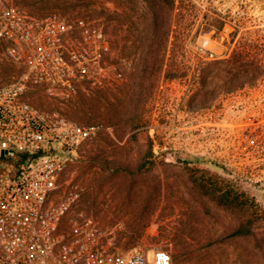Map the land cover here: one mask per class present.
I'll list each match as a JSON object with an SVG mask.
<instances>
[{"label": "rangeland", "instance_id": "rangeland-1", "mask_svg": "<svg viewBox=\"0 0 264 264\" xmlns=\"http://www.w3.org/2000/svg\"><path fill=\"white\" fill-rule=\"evenodd\" d=\"M16 4L32 16L67 15L101 25L112 58L131 62L117 85L86 87L66 104L40 94L34 99L42 110L79 125L113 129L86 143L69 164L57 195L77 190L79 199L63 226L91 218L105 232L114 230L110 242L124 255L161 249L172 264H262L264 251L253 238L230 235L242 213L218 206L191 179L204 176L212 188L230 185L244 193L259 206L255 225L264 224V0H174L165 61L158 80L139 98L138 121L137 88L131 86L141 62L140 40L151 28L148 0ZM182 33L189 34L183 49ZM245 44L262 64L254 84L235 86L223 74L204 82L208 64L230 58ZM18 72L0 42V83ZM167 72L177 77L167 79Z\"/></svg>", "mask_w": 264, "mask_h": 264}, {"label": "built area", "instance_id": "built-area-1", "mask_svg": "<svg viewBox=\"0 0 264 264\" xmlns=\"http://www.w3.org/2000/svg\"><path fill=\"white\" fill-rule=\"evenodd\" d=\"M16 1L0 0V42L19 70L0 83V264H172L166 250L118 252L110 242L114 230L105 232L91 218L63 226L79 199L77 190L57 195L69 164L86 143L113 129L79 125L34 99L40 94L66 104L86 87L117 85L131 62L112 58L101 25L32 16ZM19 153L27 154L21 162Z\"/></svg>", "mask_w": 264, "mask_h": 264}, {"label": "trees", "instance_id": "trees-1", "mask_svg": "<svg viewBox=\"0 0 264 264\" xmlns=\"http://www.w3.org/2000/svg\"><path fill=\"white\" fill-rule=\"evenodd\" d=\"M148 6L152 11L150 30L143 35L140 40V65L132 76V88L135 87V114L133 121H138V101L140 96L146 90L153 87V81L158 80L163 62L165 61L166 47L169 39L170 15L169 11L174 6V0H148ZM189 34L182 33L178 36L181 48L183 49ZM262 64L252 49L245 45H239L231 54L230 58L218 60L208 64L202 71V79L208 83V78L213 80L219 75H225L227 83H234L235 86L252 85L259 77ZM176 74L166 73L167 79H175ZM210 80V84H211ZM139 89V90H138ZM129 92V88H126ZM210 92V98H213L217 92L214 87ZM123 103V101L121 102ZM138 128V123L133 125L132 130ZM132 134L131 136H133ZM151 151V148H149ZM27 154L19 153V162L26 158ZM192 184L199 189L203 196L211 197L215 203L230 211L241 212L243 219L238 226L231 232L233 237L253 238L257 247L264 251V224L255 225L253 217L259 210V206L246 196L244 193L239 194L232 186L227 189H215L211 187L210 181L204 176L199 179L192 178ZM258 208V209H257ZM176 248L181 242L176 241ZM264 264V261L262 262Z\"/></svg>", "mask_w": 264, "mask_h": 264}, {"label": "water", "instance_id": "water-1", "mask_svg": "<svg viewBox=\"0 0 264 264\" xmlns=\"http://www.w3.org/2000/svg\"><path fill=\"white\" fill-rule=\"evenodd\" d=\"M5 152H6L5 150L2 151V153H5Z\"/></svg>", "mask_w": 264, "mask_h": 264}]
</instances>
